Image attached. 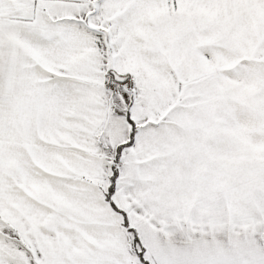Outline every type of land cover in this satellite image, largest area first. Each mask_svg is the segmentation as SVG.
<instances>
[{
    "label": "snow or ice",
    "instance_id": "snow-or-ice-1",
    "mask_svg": "<svg viewBox=\"0 0 264 264\" xmlns=\"http://www.w3.org/2000/svg\"><path fill=\"white\" fill-rule=\"evenodd\" d=\"M0 264H264V0H0Z\"/></svg>",
    "mask_w": 264,
    "mask_h": 264
}]
</instances>
